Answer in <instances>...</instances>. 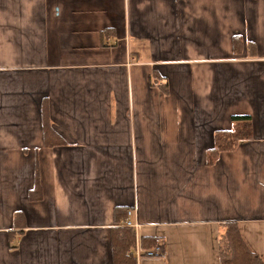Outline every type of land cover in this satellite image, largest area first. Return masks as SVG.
<instances>
[{"label":"crops","instance_id":"1","mask_svg":"<svg viewBox=\"0 0 264 264\" xmlns=\"http://www.w3.org/2000/svg\"><path fill=\"white\" fill-rule=\"evenodd\" d=\"M119 226L132 264H221L229 226L264 262V0H0V264H114Z\"/></svg>","mask_w":264,"mask_h":264},{"label":"trees","instance_id":"2","mask_svg":"<svg viewBox=\"0 0 264 264\" xmlns=\"http://www.w3.org/2000/svg\"><path fill=\"white\" fill-rule=\"evenodd\" d=\"M244 49L243 39L240 36L233 38V52L242 54ZM248 55L256 57L257 51L254 44L248 46ZM167 89V84L163 86ZM165 92V91H164ZM167 92H165L166 94ZM232 128L230 130L217 131L214 135V147L209 150L207 156V165H214L220 158V153L234 151L240 143L252 139V119L249 116H233L231 118ZM46 125V124H45ZM47 130V126H44ZM128 210L117 209V217L127 219ZM121 216V217H120ZM226 235L221 238V264H264L259 258L252 256L237 230L229 226ZM113 262L114 264H132L135 258L129 254V251L135 247L136 235L132 228L119 226L113 230ZM151 241V240H150ZM150 247V246H149ZM152 248V246L150 247ZM147 251H150L149 248Z\"/></svg>","mask_w":264,"mask_h":264},{"label":"built area","instance_id":"3","mask_svg":"<svg viewBox=\"0 0 264 264\" xmlns=\"http://www.w3.org/2000/svg\"><path fill=\"white\" fill-rule=\"evenodd\" d=\"M130 214H131V212L129 211L128 215H130ZM125 225L130 226V227L137 226V225L133 226V224L131 222H129V221H126ZM143 254H144L143 256L147 257L148 259L149 258H157V257H161L162 258V257H164V253L161 251L160 248H157V249H154V250H150V251H145V252H143Z\"/></svg>","mask_w":264,"mask_h":264}]
</instances>
